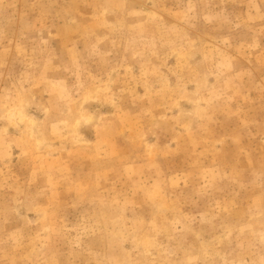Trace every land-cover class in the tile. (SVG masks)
Listing matches in <instances>:
<instances>
[{"label":"rangeland","instance_id":"1","mask_svg":"<svg viewBox=\"0 0 264 264\" xmlns=\"http://www.w3.org/2000/svg\"><path fill=\"white\" fill-rule=\"evenodd\" d=\"M0 264H264V0H0Z\"/></svg>","mask_w":264,"mask_h":264}]
</instances>
